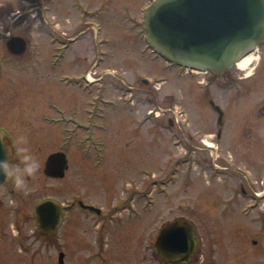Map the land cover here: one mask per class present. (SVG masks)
<instances>
[{
  "label": "rangeland",
  "instance_id": "374dc122",
  "mask_svg": "<svg viewBox=\"0 0 264 264\" xmlns=\"http://www.w3.org/2000/svg\"><path fill=\"white\" fill-rule=\"evenodd\" d=\"M81 1L93 8L76 11L69 0H57L48 12L49 0H39L41 8L23 9L15 20L17 1L0 0L3 32L24 37L29 44L26 51L34 58L25 60L24 66H30L21 73L12 62L3 61L0 73V123L26 137L27 144L22 146L40 164L38 174L26 181L24 189L34 196L20 203L30 209L42 196L60 201L71 191L95 202L108 198L112 207L137 190L136 219L118 227L107 240L109 251L104 254L109 255L110 264H165L156 252L157 236L167 223L181 219L195 226L204 250L200 258L186 264H264V201L254 193L264 188V124L253 121L254 135L240 140L239 104L216 89L209 92L211 73L188 71L153 51L145 41L144 13L139 10L145 0H130L134 10L129 13L121 7L126 0H103L100 11L95 8L100 0ZM53 20L57 27L49 35L47 22ZM83 22L87 25L81 29ZM91 23L102 30H93ZM74 35L77 41H72L63 66L50 69L49 37L55 39L54 52L60 57L66 37ZM258 61L251 60L242 74L253 73V67L260 66ZM258 69L261 75L254 84L259 85V95L247 97V111L256 112L264 95V62ZM61 72H71L63 83ZM80 84L86 85V92ZM90 91L103 95L100 101L118 103L104 121L107 130L97 131L107 142L106 160L98 167L82 157L80 140L60 124L67 121L50 125L43 120L49 96L64 107L79 103L83 112ZM210 99L229 104L232 111L220 138L218 114ZM144 118L145 123L139 125ZM58 150L67 153L70 164L63 177L50 178L43 166L48 155ZM144 192H149L145 198ZM79 222L74 227L77 235H70L67 226L64 236H57L62 247L67 242L77 250L81 241L94 247L97 232L91 219Z\"/></svg>",
  "mask_w": 264,
  "mask_h": 264
},
{
  "label": "flooded vegetation",
  "instance_id": "af4514ba",
  "mask_svg": "<svg viewBox=\"0 0 264 264\" xmlns=\"http://www.w3.org/2000/svg\"><path fill=\"white\" fill-rule=\"evenodd\" d=\"M16 1L18 3V9L16 11L18 12L23 9H39L42 7L41 3H39V0ZM55 1L57 0H49V5L46 7L48 12H52ZM103 2V0L102 2L100 0L95 8H97L99 11L103 10ZM153 2L154 0H145V3L139 6V10L144 13ZM68 5L70 8L75 9L76 11L93 8L92 4L88 2L86 5L82 3L81 0H69ZM121 7L122 11L125 13H129L134 10L132 1L130 0L122 2ZM17 19L18 17L15 18V20ZM81 22V19H78L77 26H80ZM74 23H76V21ZM83 23L84 24L81 25V29L85 28V25H87V23ZM47 26L49 28L50 35L54 32V29H56L57 23L53 20V22H47ZM95 26V24L91 23L93 30H95ZM18 28H20V25H18ZM97 30L100 31L102 28L96 26V31ZM2 34L3 35L0 36V73L3 72V69L1 68L2 62L7 60L12 62L17 72L21 73L24 70H27V67L30 66V63L28 65L26 64L25 66L24 63L25 60L28 61L31 59V62L34 61L32 54L27 51L25 53L18 52L15 54L11 53L8 48L9 39L14 35L19 36V34L13 33L9 30L2 32ZM66 38L68 42L63 44L65 49H63V53L59 54L60 57H58L54 52V46L56 44L55 39L51 37L48 39V42L52 48V51L49 53L50 57L48 66L52 70L63 66L64 60H66L67 57V50L71 47L72 41H77L76 35ZM19 41L25 42L26 48L28 49V41L26 39H21L18 40V46H16L17 49L15 50L19 51L21 49ZM27 54L31 55V58L29 57V59H24L27 57ZM252 55V60L257 58L260 59L258 64L261 66L262 62H264V39L258 42ZM83 66L84 63H82L80 69ZM258 68L253 67V73L242 74L241 71L244 69L240 68L238 65H234L231 70L226 73H222L221 75L211 74V78L207 84L209 92H211L213 89H216L215 92L228 95L230 99L235 100L239 104V121L243 122L241 123V129L239 131L240 140H246L254 135L253 121H255V123L260 122L264 124V95L259 97L260 101L258 102L259 105L256 112H254V110H250V108L249 111L246 110L248 109V106H250V104L247 103V97L250 94H258L259 85L254 84L256 78L258 79L261 75L258 74ZM239 69L241 70L239 71ZM71 72H61L59 75L60 82L63 83L64 78ZM84 79L87 80V72L85 69ZM220 79H222V81ZM143 81L145 82V78ZM79 86L82 91L86 92V85L80 84ZM87 93H89L91 97L86 100V105L83 107V112L81 109L82 106L79 103H74L71 107H64L61 102L57 103L56 101L52 100V96H49L46 102L48 112L43 114V120H45L50 125H60L61 123L59 124V121L63 119L67 121L66 123H63L67 125L65 126L67 131L70 129L69 125L73 124V127L76 128L72 129L73 133L71 135L72 137L75 136L76 140H80L79 147L81 148L80 152L82 157L84 159L92 160L94 165L98 167L106 160L107 153L105 147H107V142L100 139L97 131L107 130V126L104 121L107 119L108 113L111 111L110 109H116L118 107V103L106 100L100 101L98 99L102 98L103 95L95 93L93 94L92 91ZM209 103L211 106L212 103H214L222 108V125L217 131V137L220 138L222 135H225L229 125V116H231L232 111L229 110V104L227 103H222L220 101L217 102L213 99H210ZM81 112L83 113L82 116ZM256 114L258 117H256ZM145 119L146 118H144L143 121L141 120V122L138 124L140 125L145 123ZM168 123L174 125V121L172 119H169ZM0 133L5 135L10 143H15L19 137L16 131L3 123H0ZM68 163L70 164V158H68ZM44 168L45 165L43 166V172L45 171ZM130 178L133 177H129V179ZM123 187H128L127 182H125ZM241 189L244 194L248 192L244 186H241ZM139 193L140 192L137 190H132L130 191V195L126 196V198H124L120 204L117 203L118 201L116 200V204L111 207L108 203V198H106L105 201L98 200V202H95L87 200L83 196H78L77 193L71 194V191H69L68 195L60 201L54 200L51 195L42 196L38 199L36 198L37 200L30 207V209H26L23 207V205L26 203L21 204L20 202L24 201L25 199H30L34 196V194H32L28 189L25 191L17 190L14 184L10 183L4 190L0 191V264L112 263L110 262V259H108L109 255L104 254L105 252L108 254L109 251L108 246H106L107 240L109 239L110 233L112 234L115 232L118 227H126L129 223H132L133 220L136 219L134 212L137 210L134 209H136L135 202L140 199V196L138 195ZM254 193H259L258 198L264 201V188L262 192L255 191ZM143 195L145 198L149 195V192H144ZM46 200H54L57 202V205L62 206L59 223L56 226L53 220H49L45 223L42 220V224H40L41 218L37 213V206ZM146 207H148V205ZM146 212L143 209V213ZM50 213L56 214V211L53 210ZM88 217L91 219V222L97 232L95 233L94 247L88 246L86 243L83 244L81 239L78 241H81V246L79 248L77 247V250H73L70 247V244L67 242H63L62 247V244L57 236H64V232L68 227H71L70 232L72 234L70 235H77L78 229H75L74 227L80 223V220L87 221ZM138 218H140V216L137 217V219ZM30 222H32L33 226H30ZM111 236L110 241H112ZM203 252L204 250L201 248L198 240L196 252L194 255H192L190 262L200 258L199 255ZM165 264L172 263L165 261Z\"/></svg>",
  "mask_w": 264,
  "mask_h": 264
},
{
  "label": "water",
  "instance_id": "95a60500",
  "mask_svg": "<svg viewBox=\"0 0 264 264\" xmlns=\"http://www.w3.org/2000/svg\"><path fill=\"white\" fill-rule=\"evenodd\" d=\"M145 38L153 49L186 68L220 75L250 54L264 38V0H155L144 18ZM23 37L8 41L13 53L26 51ZM215 110L219 106L212 103ZM220 111L218 125H222ZM1 134V133H0ZM0 150V159H4ZM68 169L65 152L51 153L45 174L61 178ZM3 176L0 175V181ZM55 210L56 214L50 212ZM62 207L48 200L37 208L42 224L59 223ZM198 245L196 229L187 220L167 223L159 231L155 248L158 255L174 264L188 262Z\"/></svg>",
  "mask_w": 264,
  "mask_h": 264
},
{
  "label": "clouds",
  "instance_id": "9594fccd",
  "mask_svg": "<svg viewBox=\"0 0 264 264\" xmlns=\"http://www.w3.org/2000/svg\"><path fill=\"white\" fill-rule=\"evenodd\" d=\"M0 32H3V25H0ZM24 136H19L15 143L9 142L8 138L0 134V150L4 153V159H0V191L4 190L10 183L14 184L17 190H24L29 178H35L40 170L38 160L30 153Z\"/></svg>",
  "mask_w": 264,
  "mask_h": 264
},
{
  "label": "bare ground",
  "instance_id": "6f19581e",
  "mask_svg": "<svg viewBox=\"0 0 264 264\" xmlns=\"http://www.w3.org/2000/svg\"><path fill=\"white\" fill-rule=\"evenodd\" d=\"M253 59V55H247L245 56L241 61L238 62V66L242 69H245L247 67V64ZM205 143H207L206 141H204ZM211 146V144H208Z\"/></svg>",
  "mask_w": 264,
  "mask_h": 264
}]
</instances>
